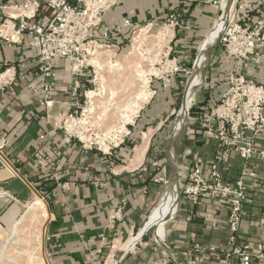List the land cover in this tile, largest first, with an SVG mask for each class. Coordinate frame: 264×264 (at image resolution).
Segmentation results:
<instances>
[{"label":"crops","instance_id":"1","mask_svg":"<svg viewBox=\"0 0 264 264\" xmlns=\"http://www.w3.org/2000/svg\"><path fill=\"white\" fill-rule=\"evenodd\" d=\"M222 8L227 10L220 30L233 10L251 22L264 18V0H223ZM172 11L182 14L183 24L175 33L171 53L186 66L204 38L215 31L221 14L217 6L202 0H118L116 6L104 13L98 29H112L129 19L132 27L122 26L111 34L114 48L124 49L136 28L146 27L151 34ZM36 55L37 50L27 40L0 46V71L6 69L5 63L11 68V80L0 92V136L5 135L10 141L0 154V226L6 224L4 217L10 210L22 208L34 199L37 191L49 205L44 232L48 264H222L218 256L224 257L233 250L228 245L231 234L228 210L209 197L193 206L186 196H181L174 218L155 226L154 235L145 233L132 250L115 247L139 232L162 196L161 183L156 179L166 177L168 165L172 173L169 160L175 157L168 153L171 140L165 145L166 158L159 156L162 133L158 119L171 111L174 101L186 91L188 81L175 75L170 86L163 87L162 80L157 78L159 81L151 85L156 100L143 108L135 124L129 127L130 136L113 148L111 154H104L69 138L63 127L64 120L76 111L70 96L74 83L71 62L64 59L53 62L55 90L49 105H41L42 94L29 90L36 82ZM233 69L234 61L219 50L210 69L202 74L208 92L200 109L227 90ZM243 73L264 83V61ZM144 129L147 131L143 132ZM145 135H150L148 145L144 154L136 157ZM191 139L185 154L175 159L184 183L198 157L205 169L218 170L232 183L238 179L244 165L238 155L229 152L222 159L216 142L196 137V132ZM130 144L134 146L131 148ZM257 148L264 150V129ZM45 162L48 167H44ZM249 167L255 176L246 182L237 245H249L254 250L262 246L264 253V157L257 155ZM118 202L124 203L122 218L114 219V205ZM211 246L217 251L210 252ZM239 261L240 256L232 253L231 264ZM252 264H264V258L254 255Z\"/></svg>","mask_w":264,"mask_h":264},{"label":"built area","instance_id":"2","mask_svg":"<svg viewBox=\"0 0 264 264\" xmlns=\"http://www.w3.org/2000/svg\"><path fill=\"white\" fill-rule=\"evenodd\" d=\"M202 1L220 9L221 14L217 22L220 21L224 15L223 0ZM117 3L118 0H13L9 3L0 1V46L22 44L27 40L30 47L37 50L38 69L34 74L37 83H32L29 90L42 94L43 97L39 99L41 105L47 106L52 101L56 76L53 62L59 59L71 62L74 83L70 96L74 100L76 111L64 120L63 127L69 138H77L88 149H93L95 144L92 141L88 144L80 136H74L68 130L67 123L73 120L74 114L79 110L81 116L87 113L85 107L90 103L88 92L91 90L83 89L82 80L88 77L85 68L94 69V65L89 62L93 53L101 47H114L111 34L120 31L122 26L132 27L130 20L126 18L122 25L112 29H98L104 13ZM182 24V14L172 11L161 25L167 40V54L162 58L167 70L160 77L163 87L170 86L173 76L189 74V67L182 65L177 57L170 58L175 33ZM136 31L137 28L133 33ZM219 44L222 52L234 61V69L228 77L227 90L205 108L201 133L205 141L217 143L220 158L223 159L227 153L233 152L244 165L240 176L232 183L225 180L218 170L205 169L202 158L198 157L189 170L185 183L182 184L181 196H186L193 206L200 205L204 198L209 197L217 200L221 207H226L231 232L228 245L232 246L233 250L224 257L218 256V260L222 264H231L232 253H237L240 256L238 264H252L254 255L264 258L263 248L259 246L254 250L249 245L238 246L237 234L240 231L247 195L246 182L248 178L255 176L249 165L257 155L264 157V150L257 148L258 137L264 129V83L248 78L243 71L260 66L264 61V18L251 22L233 10L219 38ZM5 67V70L0 71V92L5 90L11 80V68L7 63ZM150 88L153 89L151 86ZM153 93L155 95L156 91ZM48 135L50 133L42 135L41 139ZM123 142L124 138L114 147ZM9 144L10 141L5 135L0 136V154H3ZM112 150L111 145L107 151L99 147V151L104 154H111ZM44 167H48V163L45 162ZM162 180L161 177L156 179V182ZM43 199L46 200L44 197ZM123 206L122 202L114 205V219L122 218ZM209 251L216 252L217 248L211 246Z\"/></svg>","mask_w":264,"mask_h":264},{"label":"rangeland","instance_id":"3","mask_svg":"<svg viewBox=\"0 0 264 264\" xmlns=\"http://www.w3.org/2000/svg\"><path fill=\"white\" fill-rule=\"evenodd\" d=\"M225 10H227V8H225L223 11L225 12ZM223 17H224V15H223ZM225 25L223 27H225ZM216 26L217 27L215 30H217L220 26H222V19L217 22ZM139 29L140 28H138L137 31ZM222 29L220 30L221 31L220 34L215 37L213 45L210 49L209 55L202 65H198V66L196 65V60L199 56V50L197 49L196 51H194L192 53L190 61L186 65V67H189L188 68L189 74H186V73L179 74V75L183 76L182 79L186 83L188 81L187 86H186V91L182 92L181 97L177 101L176 100L174 101V104L171 107V111L165 112L164 115H160L161 117L158 119V122L161 124L160 125L161 129L159 132L162 133V143L160 145L161 146L160 149L162 148V151H160V149H159V156L163 157L164 159L166 158V154H167L166 148H165L166 142H169V144H170V140H171V145H169V152H168L169 155L174 156L175 159H176V156H178V155H180V157H181L187 151V149L189 147L188 143H189V141L192 140L191 138H193V136H194V130H193L194 127H196V126L201 127L202 118H203V114H204L205 109H200V107H201V103L205 101L204 99H205L206 92H208L207 91L208 90L207 85L205 84L206 83L205 78L202 77V74L204 75L205 72L207 73V71L210 69V64L212 63V61L216 57V54L218 53L219 50L220 51L222 50V47L219 44V38L223 32ZM160 30H161V27L159 29H157V31H152L151 34H148V35L152 36V37L156 36V35H158ZM211 33L212 32H210L209 34H211ZM134 36H135V34L132 33V36L130 38V42L128 43L127 46L124 47V49L113 47V49H115V54L110 58V60L112 59L111 61L113 63H115V64L121 63V62L127 60V58L131 56V53H133L132 50L134 51V49H133ZM152 47H153V45H152ZM199 49H200V47H199ZM156 54H159V53L158 52H151V54L147 53L144 58L137 60V61H139V63L142 64L143 67H145V69L147 70V73L152 72L153 71L152 67H155L159 71L158 72L159 74H148V76H147L148 80H149L148 81V88L152 92V96L137 111V113L135 114L134 119H133L134 122L130 123V124H124L123 125L126 127L127 132L125 131L122 134H118L117 137H115V139H113L111 141H109L110 140L109 139L107 141V137L110 136V133L107 134L108 133L107 130L113 124H116L118 122L117 119L119 118V115L121 113L124 114V112L127 108L126 105L129 102L128 98H129V90H130V88L128 87V83L125 84L123 81V83H121L119 85V88L117 89L118 90L117 95L114 97L113 100H111V103L109 104V106L116 107V108L120 106L118 109V112L115 113L114 112L115 110L111 108L110 112H108L105 119H104V115L106 114V111H107L105 108L106 103H104L105 99L98 96V98L95 100V102H93L94 105L91 104V99H90V103L87 104L88 106L85 108L87 109V112H88L89 108L90 109L94 108V114H92V118L90 119V121L87 124L88 134L92 135L93 139L91 141L95 144V145H93V149H96L99 151V147L101 146L100 144H96V142L98 141V140H96L97 139L96 136H102V137L106 136V138L104 139V142L107 143L109 146L111 145L112 148H115L114 146L117 145L118 143H120L123 140V138L126 139L128 136H130L128 134L129 127L131 125L135 124V122L137 120V116L139 117L141 115L143 108L150 106L156 100L157 95H154V93H153L154 90L151 89L150 86L153 85L155 82L159 81V80H157V78H160L161 74H163L167 70V66H164L165 65L164 59H162L164 57V55L167 54V49L165 48L161 52V55L158 56L157 58H155ZM147 55L149 56V58H151V60H153V65H151L150 59H148ZM173 57H176V56L174 55V53H171L170 58L172 59ZM104 63L109 64V60H104ZM90 64H92V63H90ZM105 70L106 71H105L104 75H106V76L109 75L110 69H109L108 65L105 66ZM84 71L87 73V76H88V77H86L87 79H85L83 82L85 90H91V91H94V92L100 94L101 85H100V80L97 77V69H96L95 65H94V69L87 67V68H85ZM132 74L133 75L135 74L134 71H132ZM130 78H131V76H130ZM94 81H96V83H94ZM150 82H151V84H150ZM207 82H209V79L207 80ZM188 89L191 91L189 94L187 92ZM191 94L194 95V101H193L191 106H188V103H189L188 98H189V95H191ZM81 98L83 99V102H84L83 96ZM194 105L196 107V110H195L196 115L192 114V110H191ZM204 108H208V105H207V107H204ZM184 110H186V111H184ZM171 112H172V114H171ZM87 114L88 113H86V115ZM84 117L85 116H81V110H79V112L77 114H74L73 119L76 121H79V120L83 119ZM184 119L186 120L185 125L183 122ZM143 126L144 125L142 124V127ZM79 128H80L79 126H76L73 129H69V131L72 132V134L74 136H80L79 135ZM142 131L145 132L147 130L144 129ZM141 136H142V133H141ZM88 144H90V142H88ZM102 149L104 150V148H102ZM171 159H172V157H171ZM171 174L172 173L170 170V166L168 165L166 177L165 178L162 177L163 180L159 181V183H161V195L164 194L165 195L164 199L167 198L168 201L172 200L170 202L175 203V205H173L171 207L172 209L168 214V218L166 219V222L171 220L175 216L174 210H176L179 207V202L181 199L180 197H181L182 183H184V179H182L180 176H179V180H176L172 177ZM177 181L179 184V189L176 193L175 192L176 189H174L175 188L174 186H175V182H177ZM176 197L178 198L177 202L174 201V199ZM35 198H36V196L34 197L33 200H30L29 203H26L25 205H23L22 208L17 207V208H19V214L14 219V222L17 224L16 229L12 225H9L7 223L2 224L0 226V264H24V260H25L24 257H26L27 247H28V246H26L25 239L27 236L26 234L30 229L29 220H27L28 218L25 217V213L28 210V206L35 200ZM40 198L43 199V197H40ZM44 201L48 205L47 200H44ZM48 211H49V205H48ZM48 219L41 221L40 224L37 225L38 227L40 226V229L42 232V235L40 234V236L37 238L38 241L40 240V238H42V247L37 248L39 242L37 244H35V248H34V252H33L35 259H33L31 264H48L47 259L45 257V253H44V232H45V227H46V224L48 222ZM32 224H33V222H32ZM155 226H157V225H153L149 230H147L146 233L148 235H151V236L154 235L153 232L157 229V228H155Z\"/></svg>","mask_w":264,"mask_h":264},{"label":"bare ground","instance_id":"4","mask_svg":"<svg viewBox=\"0 0 264 264\" xmlns=\"http://www.w3.org/2000/svg\"><path fill=\"white\" fill-rule=\"evenodd\" d=\"M228 22V20H227ZM223 23V25L227 24ZM226 26V25H225ZM225 27H223L224 31ZM148 28L142 27L140 28L134 36V43H133V53H131V56L127 58V60L121 62V63H113L110 58L115 54V49L113 47H101L97 49L93 56L90 58L89 62L94 64L97 69V77L100 80L101 85V91L100 94L96 93L94 91L88 92V96L91 98V104L94 105L93 102L100 96L101 98L105 99V108H106V114L104 115V119L106 118V115L108 112H110L111 108L114 109L115 113L118 112L119 107H112L109 106L111 103V100L114 99V97L117 95V89L119 88V85L121 83L127 84L130 88L129 90V102L126 105L127 108L123 113L119 115V118L117 119L118 122L116 124H113L107 131L110 136L107 137V141H111L117 137L118 134H122L123 132H127V129L124 124H130L134 122V116L137 113V111L143 106L144 103H146L149 98L152 96V92L148 88V74H159L158 70L155 67H152V72L147 73V70L145 67L142 66L139 61L142 58L145 57V55L148 53L151 54V52H158L159 54H156L155 58L161 55V52L166 48L167 46V40L164 37V30L161 29L156 36H149L148 35ZM220 34V28L213 31L211 34H209L202 42L200 49H199V56L196 60V65H202L206 58L209 55L210 49L213 45L214 39L217 35ZM153 45V47H152ZM148 56V55H147ZM150 59L151 65H153V60ZM104 60H109V64L104 63ZM109 66V75L105 74V66ZM133 65V66H132ZM113 68V69H112ZM132 71H134V75L132 74ZM131 76V78H130ZM194 101V95H189L188 98V106H191ZM125 106V107H126ZM122 110V109H121ZM186 111V110H184ZM88 114L85 115V117L79 121L76 120H70L67 123L68 130L73 129L76 126H79V135L81 136V139L85 142H91L92 135L88 134L87 130V124L92 118V114H94V108H89ZM185 119H184V125H185ZM105 134V133H104ZM106 134V135H107ZM150 135H145L143 137L144 142L142 143V146H139L136 151V157H139L140 155L144 154V151L148 145ZM114 137V138H113ZM96 140H98L96 143L100 144L102 148H104L105 151L108 150L109 145L104 142V139L106 136H96ZM175 187V188H174ZM173 188L176 189L175 192L177 193L179 189L178 181L175 182V186ZM35 200L28 206V210L25 213V217L28 218L30 229L27 232V236L25 239L26 246L27 247V254L26 257H24V264H31L33 259H35L34 256V248L35 244H38L37 248L42 247V238L38 241L37 238L42 235L40 226L37 225L40 224L41 221L49 218V211H48V205L47 203L40 198V196L35 195ZM165 195L163 194L157 205L154 207L152 213L149 215L148 219L145 220V223L143 224L142 228L139 230V232L132 237H130L127 241L123 243H117L115 245L116 248L128 251L132 250L136 243L141 240V235L145 234L147 230H149L153 225H160L166 221L168 218V214L171 211V207L175 205L174 202H170L172 200L164 199ZM175 202L178 201V198L176 197L174 199ZM177 204V203H176ZM178 205V204H177ZM19 214V208L15 207L14 209L10 210L7 215L4 217V220L7 224L12 225L15 229L17 227V224L14 222V219ZM33 222V224H32ZM14 229V230H15ZM26 252V251H25Z\"/></svg>","mask_w":264,"mask_h":264},{"label":"water","instance_id":"5","mask_svg":"<svg viewBox=\"0 0 264 264\" xmlns=\"http://www.w3.org/2000/svg\"><path fill=\"white\" fill-rule=\"evenodd\" d=\"M169 163L171 165V168H172V177L176 180H179V174H178V167H177V163H176V160L174 158L170 159L169 160ZM36 194L40 197H42L37 191H35ZM144 234L141 235V238Z\"/></svg>","mask_w":264,"mask_h":264},{"label":"trees","instance_id":"6","mask_svg":"<svg viewBox=\"0 0 264 264\" xmlns=\"http://www.w3.org/2000/svg\"><path fill=\"white\" fill-rule=\"evenodd\" d=\"M204 104V102H202L201 103V105H203ZM192 114H194V115H196V113H195V110H196V107H195V105L192 107ZM194 132H196V137H202V131H201V127L200 126H196V127H194ZM130 146H131V148L134 146V144H130Z\"/></svg>","mask_w":264,"mask_h":264}]
</instances>
